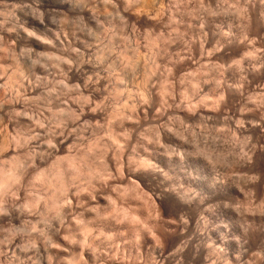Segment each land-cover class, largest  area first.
Masks as SVG:
<instances>
[{"label": "rangeland", "instance_id": "374dc122", "mask_svg": "<svg viewBox=\"0 0 264 264\" xmlns=\"http://www.w3.org/2000/svg\"><path fill=\"white\" fill-rule=\"evenodd\" d=\"M13 1L14 0H0V3H3L4 5L3 7V5L0 4L2 5L0 6V11H2L0 14L5 13V11L10 12L11 14L14 4ZM223 1L224 0H129V3H131L128 4L127 0H108L106 2L108 5H106V3H98L96 0H93L92 2L90 1L91 3L89 2V9L91 10L90 18L83 17L81 19L73 18L69 21L66 20V23L64 24L65 29H63L66 33L63 32L62 34L60 32L61 36H59L61 38L58 37L60 40L57 37L58 40L54 38L57 42H60H58L59 45L52 38V35H47V40L49 41H45L46 36L43 34L44 32H35V39L37 40L33 37V39H31V41L29 39L28 42H26L28 38L24 36L25 38L22 39L24 41L21 40L14 48L8 45L7 38H5V40L3 39L5 45H2L3 41H0V56L2 57H0V75L2 77L4 75L2 80V83H4L2 84V91H4V94H7L9 97H5V100L3 99L5 107L0 111V121H2L0 123V156H2L0 157V175L2 172H7L8 170H12V172L15 171L17 176L20 175L17 177V179L19 178L20 180L17 185L12 183L13 185L11 184L5 188V190H7L12 187L9 196L6 198V214L0 215V218L2 219H0V237H4L3 239L0 238V241H10L12 244L10 246L11 248L8 249L9 251L5 247L3 248L4 242L0 244V264H49L48 261H50V264H212V261L213 264L214 261L215 264H264V226H261L259 223L261 220H264V0H225L224 3ZM12 2L13 4H11ZM142 2L146 3L144 4ZM99 4H101V6ZM111 6H113V8ZM137 6L141 8H138ZM145 9H147L146 12ZM133 10L135 12H133ZM8 14L9 13L4 16L6 19L10 16V14ZM11 16L7 19L8 21L10 20V22L12 21ZM156 16L159 20L156 18L155 21ZM5 18L3 19L2 16L0 22H2L1 20H6ZM171 18L174 19L172 20ZM7 20L5 21L6 24L8 22ZM11 23L9 25H11ZM70 23L72 25L69 26L71 30L68 27ZM8 24L6 25L7 28L10 27ZM248 25L250 27H248ZM231 28L233 30H231ZM206 31L208 32L205 33ZM36 33L41 36H37ZM43 37L45 40H43ZM64 37L68 39H65ZM223 38L224 40L222 41L221 39ZM61 40H65V42ZM30 42L33 43L31 44ZM51 42H53L52 45ZM41 43L42 45L39 46ZM62 43L63 46L61 48ZM130 45L132 47H130ZM97 51L98 53H96ZM130 51L133 54H131ZM49 52L55 53L57 57H48L47 53ZM135 53L137 58H134L135 56H133ZM124 54H126L125 57L121 58L120 56H123ZM137 54L139 56H137ZM190 56H192V58ZM138 57H140V60H137L139 59ZM245 58H249L248 62ZM134 59L137 61L135 64ZM130 60L133 61L131 62L132 65L128 63ZM119 61H121L122 65H120ZM233 61L236 64L232 63ZM101 63L104 64L102 65ZM77 65L82 66L78 67ZM120 66L124 67L120 68ZM130 66H132L133 69L132 67L129 68ZM70 67L73 70H80L81 74L79 73V77L81 78H68L66 74L68 75L72 71ZM227 67L230 68L228 69ZM117 68H120V71L117 70ZM134 68L137 69L134 70ZM68 69L71 71H68ZM111 69H113V71ZM230 69L231 72L229 71ZM91 70L94 71L92 72ZM153 70L155 71L153 72ZM20 71L22 72L20 73ZM20 74L24 76L23 79H21L22 76H20ZM116 74H119L118 77L120 78H118ZM88 75H92V79L89 78ZM145 76L147 78H145ZM98 77L99 79H96ZM66 78H68V80ZM114 78H116L115 80L117 81H114ZM30 79H32V81ZM88 79L89 81L86 83V80ZM118 79L122 80L119 81ZM147 79H149V82ZM21 80L25 81L26 84ZM5 83L8 84L6 85ZM37 83H40V85ZM228 83H231L232 86ZM12 84H14L13 87L11 86ZM36 84L37 86H35ZM86 84L87 87H85ZM4 87H7V89ZM25 88L28 90V93L29 90L33 88V96L32 94L30 96L26 94L27 90H25ZM212 88H215V90ZM98 89L101 91H98ZM106 89H109L108 92ZM194 90L195 93L193 92ZM143 91L144 93H142ZM145 93L150 94L146 95ZM21 94L23 96H21ZM163 94L166 95L163 96ZM206 94L208 96H205ZM27 95L29 96V100H27ZM89 95H91V97ZM202 96L205 99H201ZM51 97L54 100L51 99ZM35 98H37V100ZM149 98L150 100H148ZM18 100H24L22 104L24 107L15 106ZM72 103L74 104L72 105ZM102 103H104V105ZM162 103L165 104L162 105ZM218 104L220 107H218ZM100 105L103 109L100 108ZM95 108L97 109L95 110ZM70 109L74 110L71 111ZM84 110L87 112H84ZM125 111L128 112L126 113ZM157 111L161 112L158 114ZM214 111L218 112L215 113ZM253 111H255V113ZM25 112L27 116L24 114ZM76 115L79 119L75 117ZM112 116L114 119L110 120L113 118ZM180 116L183 117L181 118ZM28 117L30 118L28 119ZM71 117L74 118L71 119ZM36 120L38 122H36ZM239 120L241 121L240 123ZM66 124L69 125L67 126ZM6 127L8 128L7 130ZM240 129L243 131L241 130V132ZM1 131L3 132L1 133ZM194 131L196 133H194ZM172 133L174 134L172 135ZM18 134L19 136H17ZM54 135H57L58 137H55ZM120 135L123 136L121 137ZM190 135L195 136L192 137ZM38 136H40L41 140ZM48 136L49 138H47ZM65 138H68L69 140L66 139V142H64ZM3 140L4 142H2ZM61 141H63L62 145L65 148L60 146ZM95 142L99 143V145L97 144V146ZM125 142L128 143L126 144ZM24 143H27V146H25ZM90 143L93 145L95 144L94 146H97V149L91 150V147H95H93L92 144L90 146ZM15 145L19 146L16 148ZM53 145L54 148H57L58 146L59 148L54 149ZM105 147L107 148L105 149ZM108 148L110 150H107ZM198 148L200 150H198ZM37 150L40 152L38 153ZM174 150L175 152H172ZM90 152L95 153L91 154ZM49 153H51L50 156ZM68 154H70V156H66ZM75 154L78 156L76 157ZM168 154H170L171 158ZM119 155L120 159L118 157ZM85 156L88 158L86 159L88 161H85ZM103 156L106 157V159ZM75 157L79 159L77 160ZM72 158L77 164H75V168L69 164ZM32 160L35 163L32 162ZM102 160L104 161L103 163ZM145 161L148 162L146 167L141 165ZM56 162L60 164L58 165ZM86 162H88V164H86ZM93 164H95V166ZM204 164L206 166H204ZM96 165L98 166V171ZM128 165L129 168L127 167ZM26 166L27 168L25 169ZM52 166H58L56 167V170L57 168H61V170L63 169L65 171H63L67 177V184L65 186L68 185L66 188H69L66 191L65 187L64 190L60 189L59 191L55 186H52V189L50 185L41 181L43 180V178L41 179L42 175H50V173L53 172L52 170L55 168L52 169ZM152 166L154 168H152ZM15 167L19 168V170H15ZM78 167L80 168L78 169ZM34 168H36V170ZM70 169H73L71 170L72 172ZM80 169L82 171H80ZM86 169L91 170L87 171ZM74 170L79 171H77L78 175L80 173L78 177H76L77 172H74ZM110 173L114 175L111 176ZM119 173L124 179L121 178ZM134 173H137L139 176L137 174L133 175ZM35 178L36 180L37 178H40V180H37L36 182ZM131 178L135 183L133 180L131 181ZM217 178L219 179L217 180ZM107 179H109V181ZM32 180H34V182ZM207 186L209 187L207 188ZM167 188L169 191L166 190ZM55 191H57L58 194ZM65 192H67V195H65ZM62 195L63 198H66L61 199ZM185 195H187V197ZM180 199L184 201V204L182 200V203L179 202ZM13 202L16 207L12 206ZM53 202H55L56 206L52 204ZM62 202L64 203V206L62 205ZM23 204H30L29 206L36 204L38 211L37 208H34L33 213L35 214H33L27 212V209L22 208V210L19 206ZM58 204L60 205L59 209L57 206ZM48 208L54 209L55 212H48ZM123 211L126 212L129 220L124 215L125 213L122 214ZM57 212L59 213V216L56 215ZM151 212H153V215H151ZM40 213H43L45 217H48L50 227L45 228V224L39 222L42 219ZM129 213L132 214V217L129 216ZM28 214L31 215L29 216ZM8 215L11 216V218ZM51 217L56 218L52 219ZM62 219L63 222H61ZM238 220L257 222L256 226L250 233V238H248L246 242L241 241L240 244L229 239L232 233L240 231L237 227ZM150 222H152V224ZM26 223L36 225L38 228L44 230L46 235L41 236L39 233H33L32 236H15L17 239L11 235L13 229L23 228ZM143 227H146V229ZM214 232L220 237H223V243L213 240ZM49 234L53 236H50ZM46 237L51 238L53 244L49 245ZM9 238H12L13 240H10ZM33 240L35 241V247H33L31 243ZM52 246L56 248L54 249ZM57 247L60 249H57ZM52 248L53 250H51ZM204 260H207L208 262L202 263L201 261Z\"/></svg>", "mask_w": 264, "mask_h": 264}, {"label": "bare ground", "instance_id": "6f19581e", "mask_svg": "<svg viewBox=\"0 0 264 264\" xmlns=\"http://www.w3.org/2000/svg\"><path fill=\"white\" fill-rule=\"evenodd\" d=\"M92 2L93 0H14L13 2H14V4H13V2L11 3V4H13V10H12V12H11V14H10V12H6L5 10V13L7 14V13H9L10 14V16H11V19H12V23L10 22V20L8 21L7 19L10 17V16H8L7 17V19L4 17L6 14L5 13H3V14H0V18L2 19V16H3V19L5 18L8 22H7V24L10 22L11 23V25H9L10 27L9 28H7V24H6V20H1L2 22H0V41H3V39L5 40V38H7V40H8V45L10 46V47H12V48H14L15 47V45H17L18 43H20V41L22 40V39H24L25 37L26 38H28V40L26 41V42H28L29 41V39H30V41H31V39H33V37H34V39H35V32H44L43 34L46 36V40H45V36L43 37L44 39L43 40H45V41H49V40H47L48 38H47V35H52V38L54 39V38H61L60 36V32L63 34V29H65V23H66V20H70V19H73V18H83V17H88V18H90L91 16V10L89 9V2ZM98 3H106L108 0H96ZM113 1V0H112ZM128 2V4H130L129 3V0H127ZM132 1V0H131ZM144 1V0H143ZM148 1V0H147ZM164 1V0H163ZM204 1V0H203ZM209 1V0H208ZM225 1V0H224ZM224 1H223V3H224ZM2 2V1H1ZM90 2V3H91ZM138 2V1H137ZM158 2V1H157ZM263 2V1H262ZM119 3V2H118ZM124 3V2H123ZM136 3V2H135ZM140 3H141V1H140ZM142 3H144V2H142ZM146 3V2H145ZM144 3V4H145ZM164 3V2H163ZM169 3V2H168ZM0 4H2L3 5V3H0ZM112 4H113V2H112ZM111 4V5H112ZM138 4V3H137ZM136 4V5H137ZM158 4V3H157ZM156 4V5H157ZM162 4V3H161ZM219 4H221V3H219ZM2 5H0V6H2ZM100 6H101V4H99ZM106 5H108L107 3H106ZM122 5V4H121ZM134 5V4H133ZM139 5V4H138ZM142 5V4H141ZM151 5V4H150ZM154 5V4H153ZM160 5V4H159ZM158 5V6H159ZM203 5V4H202ZM205 5V4H204ZM91 6V5H90ZM103 6V5H102ZM105 6V5H104ZM114 6V5H113ZM113 6H111L112 8H113ZM115 6H117V5H115ZM135 6V5H134ZM144 6V5H143ZM175 6V5H174ZM210 6V5H209ZM251 6V5H250ZM3 7H4V5H3ZM107 7V6H106ZM110 7V8H111ZM130 7V6H129ZM138 8H141V7H139V6H137ZM136 7V8H137ZM164 7V6H163ZM162 7V8H163ZM211 7V6H210ZM226 7V6H225ZM263 7V6H262ZM133 8V7H132ZM202 8V7H201ZM213 8V7H212ZM4 9V8H3ZM92 9V8H91ZM103 9V8H102ZM107 9V8H106ZM124 9V8H123ZM149 9H151V8H149ZM226 9V8H225ZM249 9V8H248ZM96 10V9H95ZM146 10L147 9H145V12H146ZM208 10V9H207ZM221 10V9H220ZM3 11V12H4ZM99 11V10H98ZM127 11V10H126ZM159 11V10H158ZM161 11V10H160ZM175 11V10H174ZM209 11V10H208ZM249 11H250V9H249ZM1 13H2V11H0ZM93 12V11H92ZM133 12H135L134 10H133ZM190 12V11H189ZM200 12V11H199ZM211 12V11H210ZM210 12H209V14H210ZM213 12V11H212ZM261 12V11H260ZM263 12V11H262ZM98 13V12H97ZM96 13V14H97ZM149 13V12H148ZM166 13V12H165ZM173 13V12H172ZM171 13V14H172ZM193 13V12H192ZM231 13V12H230ZM5 14V15H4ZM8 14V15H9ZM99 14V13H98ZM117 14V13H116ZM123 14H124V12H123ZM136 14V13H135ZM143 14V13H142ZM156 14H158V13H156ZM155 14V15H156ZM220 14V13H219ZM132 15H133V13H132ZM137 15V14H136ZM141 15V14H140ZM190 15V14H189ZM188 15V16H189ZM205 15V14H204ZM212 15V14H211ZM222 15V14H221ZM221 15H219V16H221ZM262 15V14H261ZM90 16V17H89ZM92 16H93V14H92ZM138 16H139V14H138ZM161 16H163V15H161ZM174 16H175V14H174ZM176 16H177V14H176ZM216 16V15H215ZM218 16V15H217ZM251 16V15H250ZM195 17V16H194ZM261 17V16H260ZM99 18V17H98ZM154 18V17H153ZM156 18H157V16L155 17V21H156ZM164 18V17H163ZM96 19V18H95ZM128 19V18H127ZM149 19V18H148ZM158 19V18H157ZM172 19V18H171ZM170 19V20H171ZM174 19V18H173ZM172 19V20H173ZM201 19V18H200ZM229 19H230V16H229ZM133 20V19H132ZM159 20V19H158ZM198 20V19H197ZM205 20V19H204ZM204 20H202V21H204ZM210 20V19H209ZM218 20V19H217ZM252 20V19H251ZM65 21V22H64ZM220 21V20H219ZM222 21V20H221ZM226 21H228V20H226ZM78 22V21H77ZM96 22V21H95ZM101 22V21H100ZM122 22V21H121ZM120 22V23H121ZM206 22V21H205ZM242 22V21H241ZM251 22V21H250ZM76 23V22H75ZM124 23V22H123ZM130 23V22H129ZM135 23V22H134ZM202 23V22H201ZM216 23V22H215ZM218 23V22H217ZM248 23V22H247ZM253 23V22H252ZM264 23V22H263ZM95 24V23H94ZM119 24V23H118ZM128 24V23H127ZM126 24V25H127ZM158 24V23H157ZM171 24V23H170ZM223 24V23H222ZM136 25V24H135ZM140 25V24H139ZM188 25H190V24H188ZM231 25V24H230ZM69 26H72L71 25V23H70V25H68V27ZM96 26V25H95ZM123 26V25H122ZM121 26V27H122ZM128 26V25H127ZM126 26V27H127ZM168 26V25H167ZM166 26V27H167ZM221 26V25H220ZM219 26V27H220ZM229 26V25H228ZM233 26V25H232ZM135 27V26H134ZM134 27H132V28H134ZM195 27V26H194ZM205 27V26H204ZM248 27H250L249 25H248ZM99 28V27H98ZM125 28V27H124ZM170 28V27H169ZM186 28V27H185ZM69 29H70V27H69ZM68 29V30H69ZM136 29V28H135ZM154 29V28H153ZM197 29V28H196ZM229 29V28H228ZM250 29V28H249ZM71 30V29H70ZM126 30V29H125ZM129 30V29H128ZM231 30H233L232 28H231ZM66 31H67V29H66ZM127 31V30H126ZM214 31V30H213ZM225 31V30H224ZM223 31V32H224ZM229 31V30H228ZM227 31V32H228ZM243 31V30H242ZM47 34H46V33ZM139 32V31H138ZM173 32V31H172ZM208 31H206L205 33H207ZM226 32V31H225ZM230 32V31H229ZM234 32V31H233ZM64 33H66V32H64ZM134 33V32H133ZM140 33V32H139ZM231 33V32H230ZM131 34V33H130ZM179 34V33H178ZM193 34V33H192ZM202 34V33H201ZM220 34V33H219ZM224 34H226V33H224ZM224 34H222V35H224ZM36 35H37V33H36ZM38 35H40V34H38ZM37 35V36H38ZM60 35V36H59ZM75 35V34H74ZM119 35V34H118ZM208 35V34H207ZM232 35V34H231ZM25 36V37H24ZM41 36V35H40ZM64 36H65V34H64ZM121 36V35H120ZM135 36V35H134ZM204 36V35H203ZM249 36V35H248ZM68 37V36H67ZM115 37V36H114ZM148 37V36H147ZM168 37V36H167ZM226 37V36H225ZM224 37V38H225ZM229 37H231V36H229ZM247 37V36H246ZM51 38V37H50ZM51 38V39H52ZM56 38V40H58ZM65 39H68V38H66V37H64ZM134 38V37H133ZM151 38V37H150ZM161 38V37H160ZM221 38V37H220ZM224 38L223 39H221L222 41L224 40ZM40 39H41V37H40ZM139 39V38H138ZM137 39V40H138ZM176 39V38H175ZM199 39H200V37H199ZM235 39V38H234ZM35 40H37V39H35ZM34 40V41H35ZM42 40V39H41ZM55 40V39H54ZM55 40V41H56ZM60 40V39H59ZM185 40V39H184ZM220 40V41H221ZM226 40H227V38H226ZM231 40V39H230ZM22 41H24V40H22ZM33 41V40H32ZM51 41V40H50ZM53 41V40H52ZM55 41H53V42H55ZM61 41H63V42H65V40H61ZM152 41V40H151ZM154 41V40H153ZM166 41V40H165ZM180 41V40H179ZM201 41H203V40H201ZM219 41V42H220ZM232 41V40H231ZM41 42V41H40ZM43 42V41H42ZM53 42H51V45H52V43ZM57 42V41H56ZM59 42V41H58ZM57 42V44L59 45V43ZM69 42H70V40H69ZM74 42V41H73ZM114 42V41H113ZM149 42V41H148ZM155 42V41H154ZM167 42V41H166ZM195 42V41H194ZM218 42V43H219ZM31 43V42H30ZM33 43V42H32ZM31 43V44H32ZM47 43V42H46ZM151 43V42H150ZM157 43V42H156ZM183 43V42H182ZM197 43V42H196ZM201 43V42H200ZM203 43V42H202ZM221 43V42H220ZM227 43V42H226ZM232 43V42H231ZM234 43V42H233ZM4 44V41H3V43H2V45ZM44 44V43H43ZM48 44V43H47ZM46 44V45H47ZM55 44V43H54ZM65 44V43H64ZM68 44V43H67ZM70 44V43H69ZM222 44V43H221ZM228 44H229V42H228ZM5 45V44H4ZM25 45V44H24ZM40 45H42V43L41 44H39V46ZM49 45V44H48ZM178 45H180V44H178ZM232 45V44H231ZM250 45V44H249ZM32 46V45H31ZM45 46V45H44ZM62 46H63V43H62V45H61V48H62ZM155 46V45H154ZM205 46V45H204ZM203 46V47H204ZM1 47H4V46H1ZM8 47V46H7ZM47 47V46H46ZM46 47H44V48H46ZM49 47V46H48ZM52 47V46H51ZM58 47V46H57ZM82 47V46H81ZM103 47V46H102ZM122 47V46H121ZM130 47H132L131 45H130ZM159 47V46H158ZM171 47V46H170ZM185 47H186V45H185ZM184 47V48H185ZM206 47V46H205ZM216 47H217V45H216ZM251 47V46H250ZM6 48V47H5ZM23 48V47H22ZM53 48H55V47H53ZM65 48V47H64ZM106 48V47H105ZM137 48V47H136ZM147 48V47H146ZM190 48V47H189ZM231 48V47H230ZM16 49V48H15ZM21 49V48H20ZM32 49H34V48H32ZM47 49V48H46ZM49 49V48H48ZM56 49V48H55ZM88 49V48H87ZM89 49H90V47H89ZM175 49V48H174ZM10 50V49H9ZM52 50V49H51ZM54 50V49H53ZM103 50H105V49H103ZM108 50H109V48H108ZM176 50V49H175ZM181 50V49H180ZM191 50V49H190ZM189 50V51H190ZM193 50V49H192ZM34 51V50H33ZM55 51V50H54ZM53 51V52H54ZM90 51V50H89ZM101 51V50H100ZM124 51V50H123ZM134 51V50H133ZM138 51V50H137ZM147 51V50H146ZM162 51V50H161ZM169 51V50H168ZM188 51V50H187ZM186 51V52H187ZM204 51V50H203ZM208 51V50H207ZM231 51V50H230ZM251 51V50H250ZM2 52H3V50H2ZM6 52V51H5ZM14 52V51H13ZM17 52V51H16ZM53 52H49V53H47V56L48 57H50V58H54V57H57V55L55 54V53H53ZM56 52H57V50H56ZM109 52H111V51H109ZM122 52V51H121ZM120 52V53H121ZM128 52V51H127ZM192 52V51H191ZM212 52V51H211ZM220 52V51H219ZM218 52V53H219ZM96 53H98V51L96 52ZM107 53V52H106ZM124 53H125V51H124ZM130 53L131 54H133L131 51H130ZM180 53V52H179ZM193 53V52H192ZM203 53V52H202ZM209 53V52H208ZM215 53V52H214ZM229 53V52H228ZM249 53V52H248ZM247 53V54H248ZM2 54V53H1ZM8 54V53H7ZM84 54V53H83ZM100 54V53H99ZM122 54H123V52H122ZM178 54V53H177ZM181 54V53H180ZM180 54H179V56H180ZM211 54V53H210ZM209 54V55H210ZM250 54V53H249ZM14 55V54H13ZM20 55V54H19ZM63 55V54H62ZM78 55V54H77ZM125 55L126 54H124L123 56L121 55L120 57L122 58H124L125 57ZM128 55V54H127ZM136 55V53L133 55V56H135ZM213 55V54H212ZM252 55V54H251ZM18 56V55H17ZM86 56V55H85ZM93 56V55H92ZM97 56V55H96ZM101 56H103V55H101ZM105 56H107V55H105ZM129 56H130V54H129ZM137 56H139L138 54H137ZM142 56V55H141ZM140 56V57H141ZM178 56V55H177ZM250 56V55H249ZM1 57V56H0ZM8 57V56H7ZM131 57V56H130ZM140 57H138L139 59H137V60H140ZM144 57V56H143ZM191 58H192V56H190ZM194 57V56H193ZM202 57V56H201ZM208 57V56H207ZM246 57V56H245ZM252 57V56H251ZM2 58V57H1ZM10 58H13V57H10ZM9 58V59H10ZM19 58V57H18ZM95 58V57H94ZM97 58V57H96ZM134 58H137L136 56L134 57ZM210 58V57H209ZM126 59V58H125ZM144 59H145V57H144ZM181 59V58H180ZM185 59H186V57H185ZM245 59H247V62H248V59L249 58H245ZM11 60V59H10ZM19 60V59H18ZM30 60V59H29ZM49 60H51V59H49ZM54 60H56V59H54ZM104 60V59H103ZM113 60V59H112ZM120 60V59H119ZM123 60V59H122ZM133 60V59H132ZM132 60H130V61H128V63H130V65H132V63L131 62H133ZM142 60V59H141ZM172 60V59H171ZM174 60V59H173ZM192 60V59H191ZM7 61V60H6ZM52 61V60H51ZM50 61V62H51ZM76 61V60H75ZM83 61V60H82ZM95 61V60H94ZM101 61H102V59H101ZM125 61V60H124ZM182 61V60H181ZM199 61H201V60H199ZM5 62V61H4ZM9 62V61H8ZM11 62V61H10ZM19 62V61H18ZM90 62V61H89ZM116 62H118V61H116ZM174 62V61H173ZM179 62V61H178ZM183 62V61H182ZM207 62V61H206ZM238 62H240V61H238ZM243 62V61H242ZM241 62V63H242ZM54 63V62H53ZM83 63H84V61H83ZM99 63V62H98ZM119 63H120V65H122L121 64V61H119ZM135 63H137V61H135V59H134V64ZM142 63V62H141ZM170 63V62H169ZM180 63V62H179ZM209 63V62H208ZM232 63H235L234 61L232 62ZM240 63V64H241ZM246 63V62H245ZM12 64V63H11ZM31 64V63H30ZM56 64V63H55ZM80 64V63H79ZM97 64V63H96ZM95 64V65H96ZM102 65L104 64V63H101ZM107 64V63H106ZM114 64H115V62H114ZM154 64V63H153ZM236 64V63H235ZM235 64H234V66H235ZM244 64V63H243ZM10 65V64H9ZM8 65V66H9ZM91 65V64H90ZM102 65H100V66H102ZM110 65V64H109ZM138 65H139V63H138ZM172 65V64H171ZM170 65V66H171ZM202 65V64H201ZM239 65V64H238ZM245 65V64H244ZM243 65V66H244ZM256 65V64H255ZM254 65V66H255ZM2 66V65H1ZM7 66V65H6ZM12 66V65H11ZM28 66V65H27ZM78 66V65H77ZM79 66H82V65H79ZM78 66V67H79ZM126 66H127V64H126ZM156 66V65H155ZM154 66V67H155ZM204 66H205V64H204ZM230 66V65H229ZM37 67V66H36ZM92 67V66H91ZM118 67V66H117ZM121 67H124V66H120V68ZM132 66H130L129 68H131ZM149 67V66H148ZM153 67V66H152ZM237 67V66H236ZM4 68V67H3ZM7 68V67H6ZM102 68V67H101ZM109 68V67H108ZM113 68H114V66H113ZM119 68V69H120ZM126 68V67H125ZM128 68V67H127ZM150 68V67H149ZM175 68V67H174ZM228 68V67H227ZM230 68V67H229ZM228 68V69H229ZM5 69V68H4ZM19 69V68H18ZM32 69V68H31ZM60 69V68H59ZM70 69H71V67H70ZM96 69V68H95ZM118 68H117V70H119ZM132 69H133V67H132ZM137 69V68H136ZM135 68H134V70H136ZM156 69V68H155ZM167 69V68H166ZM231 69H233V68H231ZM231 69L229 70L230 72H231ZM36 70V69H35ZM72 70V71H71ZM71 70H69L68 69V71H71L68 75L66 74V76L68 77V78H72V77H78V78H81V77H79V75L81 74L80 73V70H73V69H71ZM83 70V69H82ZM88 70V69H87ZM112 71H113V69H111ZM116 70V69H115ZM124 70V69H123ZM157 70V69H156ZM244 70V69H243ZM7 71H8V69H7ZM15 71V70H14ZM89 71V70H88ZM92 71V70H91ZM94 71V70H93ZM92 71V72H93ZM100 71V70H99ZM98 71V72H99ZM103 71V70H102ZM108 71V70H107ZM120 71V70H119ZM125 71V70H124ZM155 70H153V72H154ZM172 71V70H171ZM17 72V71H16ZM22 71H20V73H21ZM62 72V71H61ZM84 72H86V71H84ZM104 72H106V71H104ZM130 72V71H129ZM166 72V71H165ZM227 72H228V70H227ZM14 73V72H13ZM80 73V74H79ZM95 73V72H94ZM108 73V72H107ZM120 73V72H119ZM147 73V72H146ZM150 73V72H149ZM149 73H148V75H149ZM172 73V72H171ZM188 73V72H187ZM15 74V73H14ZM17 74H18V72H17ZM32 74V73H31ZM101 74V73H100ZM121 74V73H120ZM153 74V73H152ZM229 74V73H228ZM19 75V74H18ZM18 75H16V76H18ZM109 75V74H108ZM107 75V76H108ZM117 75V77H118V75L119 74H116ZM145 75V74H144ZM151 75V74H150ZM156 75V74H155ZM165 75V74H164ZM233 75V74H232ZM6 76V75H5ZM12 76V75H11ZM20 76H22L21 74H20ZM30 76V75H29ZM89 76V75H88ZM92 76V75H91ZM91 76H89V78H91ZM99 76V75H98ZM147 76V75H146ZM145 76V78H147ZM162 76V75H161ZM235 76V75H234ZM3 77H4V75H3ZM3 77L0 75V111H2V109L5 107V102H4V100H5V97H8V95L7 94H4V91H2L3 90V88H2V84H4V83H2V80H3ZM10 77V76H9ZM19 77V76H18ZM23 77L24 76H22V78L21 79H23ZM32 77V76H31ZM34 77V76H33ZM124 77V76H123ZM170 77V76H169ZM233 77V76H232ZM12 78V77H11ZM28 78V77H27ZM68 78H66L67 80H68ZM103 78V77H102ZM101 78V79H102ZM105 78V77H104ZM118 78H120V77H118ZM131 78V77H130ZM175 78V77H174ZM13 79H15V78H13ZM18 79V78H17ZM25 79V78H24ZM92 79V78H91ZM96 79H99V77L98 78H96ZM107 79H108V77H107ZM116 78H114V81H117V80H115ZM150 79V78H149ZM149 79H147L148 80V82H149ZM10 80V79H9ZM31 81H32V79H30ZM40 80V79H39ZM119 80V79H118ZM122 80V79H121ZM121 80H119V81H121ZM151 80V79H150ZM21 81H23V80H21ZM30 81V82H31ZM70 81V80H69ZM87 81H89V79L88 80H86V83H87ZM92 81V80H91ZM130 81V80H129ZM162 81V80H161ZM164 81H165V79H164ZM167 81H168V79H167ZM166 81V82H167ZM10 82H11V80H10ZM17 82V81H16ZM18 82H19V80H18ZM24 83H25V81H23ZM42 82V81H41ZM100 82V81H99ZM144 82V81H143ZM146 82V81H145ZM166 82H164V83H166ZM201 82V81H200ZM199 82V83H200ZM203 82V81H202ZM223 82V81H222ZM236 82H237V80H236ZM12 83V82H11ZM20 83V82H19ZM47 83V82H46ZM109 83V82H108ZM171 83V82H170ZM191 83V82H190ZM197 83V82H196ZM195 83V84H196ZM6 84V83H5ZM8 84V83H7ZM6 84V85H7ZM17 84V83H16ZM22 84V83H21ZM26 84V83H25ZM24 84V85H25ZM38 84V83H37ZM37 84L35 85V86H37ZM82 84V83H81ZM92 84H93V82H92ZM121 84V83H120ZM149 84V83H148ZM168 84V83H167ZM195 84H193V85H195ZM228 84H230L231 85V83H228ZM13 85L14 84H12L11 86L13 87ZM23 85V84H22ZM38 85H40V83L38 84ZM98 85V84H97ZM117 85V84H116ZM164 85V84H163ZM198 85V84H197ZM214 85V84H213ZM227 85V84H226ZM229 85V86H230ZM10 86V85H9ZM121 86V85H120ZM132 86V85H131ZM166 86V85H165ZM179 86V85H178ZM201 86V85H200ZM199 86V87H200ZM232 86V85H231ZM8 87V86H7ZM7 87H4L5 89H7ZM11 87V88H12ZM15 87V86H14ZM18 87V86H17ZM23 87V86H22ZM46 87V86H45ZM77 87V86H76ZM84 87V86H83ZM85 87H87V84L85 85ZM106 87V86H105ZM164 87V86H163ZM162 87V88H163ZM175 87H176V85H175ZM194 87V86H193ZM214 87V86H213ZM264 87V86H263ZM20 88V87H19ZM40 88V87H39ZM73 88V87H72ZM88 88H89V86H88ZM87 88V89H88ZM108 88V87H107ZM114 88V87H113ZM120 88V87H119ZM167 88V87H166ZM218 88V87H217ZM220 88V87H219ZM105 89V88H104ZM112 89V88H111ZM117 89V88H116ZM191 89V88H190ZM212 89H214L215 90V88H212ZM235 89V88H234ZM239 89V88H238ZM18 90V89H17ZM25 90H27L26 88H25ZM80 90V89H79ZM95 90H96V88H95ZM108 90L109 89H106V91L108 92ZM118 90H120V89H118ZM118 90H116L117 92H119ZM149 90V89H148ZM147 90V91H148ZM152 90V89H151ZM196 90V89H195ZM195 90L193 91L194 93H195ZM211 90V89H210ZM213 90V91H214ZM15 91V90H14ZM87 91V90H86ZM98 91H101V90H99L98 89ZM105 91V92H106ZM115 91V92H116ZM146 91V92H147ZM188 91V90H187ZM9 92V91H8ZM13 92V91H12ZM11 92V93H12ZM27 93L26 94H28L29 96L33 93V88L32 89H30L29 90V93H28V90L26 91ZM44 92V91H43ZM46 92V91H45ZM94 92V91H93ZM97 92V91H96ZM95 92V93H96ZM116 92V93H117ZM198 92V91H197ZM200 92V91H199ZM24 93V92H23ZM82 93V92H81ZM113 93V92H112ZM142 93H144V91L142 92ZM166 93V92H165ZM185 93V92H184ZM226 93V92H225ZM99 94V93H98ZM108 94V93H107ZM123 94V93H122ZM133 94V93H132ZM146 94V93H145ZM148 94V93H147ZM146 94V95H147ZM150 94V93H149ZM148 94V95H149ZM209 94V93H208ZM237 94H239V93H237ZM6 95V96H5ZM17 95V94H16ZM27 95V96H28ZM39 95V94H38ZM113 95V94H112ZM118 95V94H117ZM164 95H166V94H163V96ZM185 95V94H184ZM199 95H200V93H199ZM224 95V94H223ZM21 96H23L22 94H21ZM29 96H28V99L27 100H29ZM32 96H33V94H32ZM49 96V95H48ZM65 96V95H64ZM90 97H91V95H89ZM115 96V95H114ZM119 96V95H118ZM162 96V97H163ZM172 96V95H171ZM170 96V97H171ZM205 96H208L207 94L205 95ZM50 97V96H49ZM97 97V96H96ZM146 97V96H145ZM144 97V98H145ZM150 97V96H149ZM9 98V97H8ZM117 98V97H116ZM116 98H114V99H116ZM119 98H121V97H119ZM136 98V97H135ZM144 98H142V99H144ZM202 98H204L203 96L201 97V99ZM225 98V97H224ZM223 98V99H224ZM4 99V100H3ZM17 99V98H16ZM23 99V98H22ZM36 100H37V98H35ZM51 99H53L52 97H51ZM87 99V98H86ZM162 99H164V98H162ZM167 99V98H166ZM205 99V98H204ZM203 99V100H204ZM218 99V98H217ZM219 99H220V96H219ZM218 99V100H219ZM26 100V101H27ZM54 100V99H53ZM72 100V99H71ZM105 100V99H104ZM117 100V99H116ZM148 100H150V98L148 99ZM171 100V99H170ZM182 100V99H181ZM8 101V100H7ZM75 101V100H74ZM106 101V100H105ZM130 101V100H129ZM139 101V100H138ZM177 101V100H176ZM12 102V101H11ZM14 102V101H13ZM23 102H24V100H18L17 102H16V105L15 106H17V107H21L22 106V104H23ZM37 102V101H36ZM73 102V101H72ZM82 102V101H81ZM80 102V103H81ZM104 102V101H103ZM137 102V101H136ZM147 102H149V101H147ZM146 102V103H147ZM153 102V101H152ZM166 102V101H165ZM190 102V101H189ZM226 102V101H225ZM31 103V102H30ZM52 103V102H51ZM78 103V102H77ZM97 103V102H96ZM122 103V102H121ZM145 103V102H144ZM150 103V102H149ZM215 103V102H214ZM9 104H10V101H9ZM12 104V103H11ZM26 104V103H25ZM74 103H72V105H73ZM98 104V103H97ZM103 105H104V103H102ZM101 104V105H102ZM107 104V103H106ZM114 104V103H113ZM134 104V103H133ZM161 104V103H160ZM163 104H165V103H162V105ZM174 104V103H173ZM222 104V103H221ZM220 104V105H221ZM28 105V104H27ZM36 105V104H35ZM70 105V104H69ZM79 105V104H78ZM85 105V104H84ZM101 105H100V108H102L103 107V105H102V107H101ZM125 105V104H124ZM129 105V104H128ZM142 105V104H141ZM167 105V104H166ZM187 105V104H186ZM186 105H185V107H186ZM188 105L190 106V104L188 103ZM192 105V104H191ZM202 105V104H201ZM31 106V105H30ZM29 106V107H30ZM89 106H90V104H89ZM99 106V105H98ZM108 106V105H107ZM146 106V105H145ZM149 106H151V105H149ZM172 106V105H171ZM170 106V107H171ZM198 106V105H197ZM22 107H24V106H22ZM74 107V106H73ZM82 107V106H81ZM97 107V106H96ZM109 107V106H108ZM115 107V106H114ZM121 107H122V104H121ZM129 107V106H128ZM133 107V106H132ZM131 107V108H132ZM165 107V106H164ZM177 107V106H176ZM179 107H180V105H179ZM218 107H220L219 106V104H218ZM37 108V107H36ZM39 108V107H38ZM51 108V107H50ZM127 108V107H126ZM137 108V107H136ZM178 108V107H177ZM197 108V107H196ZM201 108V107H200ZM214 108V107H213ZM10 109V108H9ZM65 109H67V108H65ZM81 109H83V108H81ZM84 109H86V108H84ZM97 108H95V110H96ZM103 109V108H102ZM124 109H125V107H124ZM128 109V108H127ZM126 109V110H127ZM135 109V108H134ZM140 109V108H139ZM160 109V108H159ZM158 109V110H159ZM175 109V108H174ZM188 109V108H187ZM198 109V108H197ZM17 110V109H16ZM28 110V109H27ZM55 110V109H54ZM71 110V109H70ZM72 110H74V109H72ZM71 110V111H72ZM105 110V109H104ZM122 110V109H121ZM128 110H130V109H128ZM167 110H168V108H167ZM183 110H185V109H183ZM189 110V109H188ZM196 110V109H195ZM219 110H220V108H219ZM241 110H242V108H241ZM13 111H14V108H13ZM70 111V112H71ZM75 111H76V109H75ZM86 110H84V112H85ZM92 111V110H91ZM98 111V110H97ZM109 111V110H108ZM114 111V110H113ZM113 111H111V112H113ZM147 111V110H146ZM171 111V110H170ZM206 111V110H205ZM9 112V111H8ZM20 112V111H19ZM35 112V111H34ZM39 112V111H38ZM83 112V113H84ZM87 112V111H86ZM95 112V111H94ZM119 112V111H118ZM122 112V111H121ZM126 112V111H125ZM128 112V111H127ZM126 112V113H127ZM131 112V111H130ZM136 112L138 113V111L136 110ZM158 112V111H157ZM159 112H161V111H159ZM159 112H158V114H159ZM167 112V111H166ZM185 112V111H184ZM198 112V111H197ZM215 113H217L216 111H214ZM226 112V111H225ZM224 112V113H225ZM252 112V111H251ZM254 113H255V111H253ZM14 113V112H13ZM17 113V112H16ZM73 113V112H72ZM91 113V112H90ZM104 113H106V112H104ZM114 113V112H113ZM117 113V112H116ZM140 113V112H139ZM241 113V112H240ZM12 114V113H11ZM25 115H26V112L24 113ZM23 114V115H24ZM38 114V113H37ZM55 114V113H54ZM122 114V113H121ZM120 114V115H121ZM228 114V113H227ZM24 115V116H25ZM30 115V114H29ZM70 115V114H69ZM72 115H74V114H72ZM71 115V116H72ZM79 115V114H78ZM113 116H115L114 114H112ZM117 115V114H116ZM134 115V114H133ZM133 115H132V117H133ZM23 116V117H24ZM27 116V115H26ZM59 116V115H58ZM112 116V117H113ZM123 116H125V115H123ZM161 116H162V114H161ZM19 117V116H18ZM33 117V116H32ZM44 117V116H43ZM51 117V116H50ZM75 117H77V115L75 116ZM82 117V116H81ZM80 117V118H81ZM118 117V116H117ZM117 117H116V119H117ZM121 117V116H120ZM119 117V118H120ZM137 117V116H136ZM175 117V116H174ZM178 117V116H177ZM181 117V116H180ZM183 117V116H182ZM181 117V118H182ZM4 118V117H3ZM6 118V117H5ZM11 118V117H10ZM30 117H28V119H29ZM72 118H74V117H71V119ZM124 118V117H123ZM179 118V117H178ZM227 118V117H226ZM264 118V117H263ZM262 118V119H263ZM43 119V118H42ZM77 119H79V117H77ZM112 119H114V117L113 118H111L110 120H112ZM173 119V118H172ZM200 119V118H199ZM206 119V118H205ZM212 119V118H211ZM217 119V118H216ZM224 119V118H223ZM4 120V119H3ZM66 120V119H65ZM74 120V119H73ZM81 120V119H80ZM129 120V119H128ZM155 120H157V119H155ZM197 120V119H196ZM227 120V119H226ZM240 120H241V118H240ZM239 120V123L241 122ZM264 120V119H263ZM22 121V120H21ZM60 121V120H59ZM63 121V120H62ZM124 121V120H123ZM180 121H181V119H180ZM210 121V120H209ZM235 121V120H234ZM2 121H0V123H1ZM34 122V121H33ZM36 122H38L37 120H36ZM71 122V121H70ZM110 122V121H109ZM116 122V121H115ZM130 122V121H129ZM133 122V121H132ZM183 122V121H182ZM186 122V121H185ZM189 122V121H188ZM217 122V121H216ZM233 122V121H232ZM247 122V121H246ZM256 122V121H255ZM31 123V122H30ZM35 123V122H34ZM112 123V122H111ZM122 123V122H121ZM120 123V124H121ZM126 123V122H125ZM179 123V122H178ZM208 123V122H207ZM59 124V123H58ZM70 124V123H69ZM68 124V125H69ZM74 124V123H73ZM113 124V123H112ZM124 124V123H123ZM136 124H139V123H136ZM136 124H134V125H136ZM219 124V123H218ZM261 124V123H260ZM3 125V124H2ZM7 125V124H6ZM28 125V124H27ZM30 125H33V124H30ZM37 125V124H36ZM67 125V124H66ZM67 125V126H68ZM183 125V124H182ZM202 125V124H201ZM200 125V126H201ZM229 125V124H228ZM246 125V124H245ZM4 126V125H3ZM113 126V125H112ZM168 126V125H167ZM208 126V125H207ZM241 126V125H240ZM254 126V125H253ZM256 126V125H255ZM258 126H260V125H258ZM263 126V125H262ZM29 127V126H28ZM37 127V126H36ZM62 127V126H61ZM139 127V126H138ZM170 127V126H169ZM172 127V126H171ZM174 127V126H173ZM181 127V126H180ZM179 127V128H180ZM242 127H243V125H242ZM257 127V126H256ZM15 128V127H14ZM45 128V127H44ZM49 128V127H48ZM66 128H68V127H66ZM129 128H131V127H129ZM137 128V127H136ZM135 128V129H136ZM210 128V127H209ZM8 128L6 127V130H7ZM22 129V128H21ZM41 129V128H40ZM167 129V128H166ZM170 129V128H169ZM184 129V128H183ZM200 129V128H199ZM206 129V128H205ZM10 130V129H9ZM31 130V129H30ZM127 130V129H126ZM125 130V131H126ZM134 130V129H133ZM146 130V129H145ZM149 130V129H148ZM159 130H161V129H159ZM177 130V129H176ZM185 130V129H184ZM193 130V129H192ZM196 130V129H195ZM201 130V129H200ZM199 130V131H200ZM208 130V129H207ZM242 129H240V131H241ZM16 131V130H15ZM38 131V130H37ZM73 131V130H72ZM164 131V130H163ZM174 131V130H173ZM181 131V130H180ZM198 131V130H197ZM205 131V130H204ZM243 131V130H242ZM241 131V132H242ZM3 131H1V133H2ZM51 132H53V131H51ZM58 132V131H57ZM74 132V131H73ZM111 132V131H110ZM109 132V133H110ZM127 132V131H126ZM125 132V133H126ZM160 132V131H159ZM170 132V131H169ZM22 133V132H21ZM26 133V132H25ZM37 133V132H36ZM155 133V132H154ZM158 133V132H157ZM165 133V132H164ZM192 133V132H191ZM194 133H196L195 131H194ZM201 133H202V131H201ZM20 134V133H19ZM19 134L17 135V136H19ZM50 134H53V133H50ZM64 134V133H63ZM62 134V135H63ZM72 134V133H71ZM128 134V133H127ZM174 133H172V135H173ZM189 134V133H188ZM188 134H187V136H188ZM8 135V134H7ZM13 135V134H12ZM73 135V134H72ZM126 135V134H125ZM129 135V134H128ZM151 135V134H150ZM210 135V134H209ZM14 136V135H13ZM21 136V135H20ZM55 136V135H54ZM57 136V135H56ZM55 136V137H56ZM121 137L123 136V135H120ZM160 136V135H159ZM162 136V135H161ZM170 136V135H169ZM190 136H192V135H190ZM195 135H193L192 137H194ZM9 137V136H8ZM22 137V136H21ZM24 137V136H23ZM39 137V139H40V136H38ZM46 137V136H45ZM51 137V136H50ZM58 137V136H57ZM61 137V136H60ZM114 137V136H113ZM126 137V136H125ZM175 137V136H174ZM212 137V136H211ZM1 138V137H0ZM5 138V137H4ZM10 138V137H9ZM47 138H49V136L47 137ZM47 138H46V140H47ZM69 138V137H68ZM68 138H65L64 139V142H66L65 140L66 139H68ZM100 138V137H99ZM115 138V137H114ZM119 138V137H118ZM38 139V140H39ZM56 139V138H55ZM117 139V138H116ZM127 139V138H126ZM125 139V140H126ZM158 139V138H157ZM211 139V138H210ZM6 140V139H5ZM15 140V139H14ZM13 140V141H14ZM24 140V139H23ZM37 140V141H38ZM41 140V139H40ZM51 140H53V139H51ZM69 140V139H68ZM96 140V139H95ZM101 140V139H100ZM128 140V139H127ZM155 140V139H154ZM182 140V139H181ZM180 140V141H181ZM21 141V140H20ZM25 141V140H24ZM48 141V140H47ZM97 141V140H96ZM115 141V140H114ZM119 141H120V139H119ZM129 141H130V139H129ZM163 141V140H162ZM2 142H4V140L2 141ZM15 142V141H14ZM18 142H19V140H18ZM22 142V141H21ZM29 142V141H28ZM45 142V141H44ZM62 142L63 141H61L60 143H61V145L60 146H63L62 145ZM91 142V141H90ZM117 142H118V140H117ZM116 142V143H117ZM122 142V141H121ZM124 142V141H123ZM150 142V141H149ZM153 142V141H152ZM158 142H159V140H158ZM166 142V141H165ZM175 142H176V140H175ZM20 143V142H19ZM96 143V142H95ZM119 143V142H118ZM126 143V142H125ZM125 143H124V145H125ZM128 143V142H127ZM126 143V144H127ZM155 143V142H154ZM25 144V146H27L26 144L27 143H24ZM23 144V145H24ZM76 144V143H75ZM79 144V143H78ZM91 144L92 143H90V146H91ZM99 145V143H96V145ZM123 144V143H122ZM156 144V143H155ZM176 144H178V143H176ZM187 144V143H186ZM189 144V143H188ZM208 144V143H207ZM22 145V146H23ZM29 145V144H28ZM57 145V144H56ZM66 145V144H65ZM93 145V144H92ZM95 145V144H94ZM93 145V147H95V148H90L91 150L92 149H97L96 147L98 146H94ZM129 145V144H128ZM127 145V146H128ZM178 145H180V144H178ZM5 146V145H4ZM16 146V145H15ZM19 146V145H18ZM18 146H16V148L18 147ZM52 146V145H51ZM70 146V145H69ZM73 146V145H72ZM106 146V145H105ZM113 146V145H112ZM121 147H123L122 145H120ZM126 146V145H125ZM124 146V147H125ZM167 146V145H166ZM181 146V145H180ZM188 146V145H187ZM186 146V147H187ZM208 146V145H207ZM214 146V145H213ZM10 147V146H9ZM24 147V146H23ZM37 147V146H36ZM44 147H45V145H44ZM43 147V148H44ZM64 147V146H63ZM71 147V146H70ZM70 147H68V148H70ZM75 147V146H74ZM103 147V146H102ZM129 147V146H128ZM194 147V146H193ZM7 148V147H6ZM15 148V149H16ZM29 148V147H28ZM38 148V147H37ZM40 148V147H39ZM43 148H42V152H43ZM46 148V147H45ZM51 148V147H50ZM53 148H54V145H53ZM59 148V146L57 147V148H54V149H58ZM65 148V147H64ZM99 148V147H98ZM107 147H105V149H106ZM164 148V147H163ZM170 148V147H169ZM168 148V149H169ZM195 148V147H194ZM194 148H193V150H194ZM205 148H206V146H205ZM23 149V148H22ZM21 149V150H22ZM60 149H61V147H60ZM71 149V148H70ZM102 149V148H101ZM128 149H130V148H128ZM165 149V148H164ZM172 149V148H171ZM185 149V148H184ZM191 149V148H190ZM203 149V148H202ZM2 150V149H1ZM4 150H5V148H4ZM7 150V149H6ZM17 150V149H16ZM15 150V151H16ZM20 150V149H19ZM29 150V149H28ZM33 150H35V149H33ZM39 150H41V149H39ZM82 150V149H81ZM107 150H110L109 148L107 149ZM118 150V149H117ZM120 150V149H119ZM157 150V149H156ZM198 150H200L199 148H198ZM204 150V149H203ZM53 151H55V150H53ZM69 151H71V150H69ZM68 151V152H69ZM123 151V150H122ZM169 151V150H168ZM4 152H7V151H4ZM37 152H38V150H37ZM40 152V151H39ZM38 152V153H39ZM48 152V151H47ZM103 152V151H102ZM170 152V151H169ZM172 152H175V150L174 151H172ZM184 152H185V150H184ZM191 152V151H190ZM37 153V154H38ZM91 154L92 153H95V152H90ZM108 153V152H107ZM120 153H122V152H120ZM156 153V152H155ZM36 154V153H35ZM50 154L51 153H49V156H50ZM78 154V153H77ZM88 154V153H87ZM153 154V153H152ZM181 154V153H180ZM188 154V153H187ZM198 154V153H197ZM252 154V153H251ZM32 155V154H31ZM44 155V154H43ZM103 155V154H102ZM123 155V154H122ZM169 155V157H170V154H168ZM42 156V155H41ZM66 156H70V154H68V155H66ZM75 156H76V154H75ZM78 156V155H77ZM76 156V157H77ZM108 156V155H107ZM116 156V155H115ZM114 156V157H115ZM160 156V155H159ZM173 156H174V154H173ZM0 157H2V156H0ZM40 157V156H39ZM75 157V158H76ZM102 157V156H101ZM100 157V158H101ZM104 157V156H103ZM119 157V159H120V155L118 156ZM152 157V156H151ZM154 157V156H153ZM165 157V156H164ZM168 157V156H167ZM175 157V156H174ZM187 157V156H186ZM191 157V156H190ZM192 157H193V155H192ZM191 157V158H192ZM249 157V156H248ZM18 158V157H17ZM42 158V157H41ZM57 158H58V156H57ZM63 158H65V157H63ZM62 158V159H63ZM105 159H106V157H104ZM147 158V157H146ZM161 158V157H160ZM171 158V157H170ZM189 158V157H188ZM187 158V159H188ZM194 158H196V157H194ZM251 158V157H250ZM249 158V159H250ZM21 159V158H20ZM35 159V158H34ZM37 159V158H36ZM49 159V158H48ZM77 159V158H76ZM79 159V158H78ZM77 159V160H78ZM82 159H83V157H82ZM81 159V160H82ZM85 161H88V160H86V159H88L86 156H85ZM99 159V158H98ZM115 159H116V157H115ZM148 159V158H147ZM155 159H156V157H155ZM181 159V158H180ZM190 159V158H189ZM203 159H205V158H203ZM17 160V159H16ZM51 160V159H50ZM61 160V159H60ZM65 160H67V159H65ZM132 160V159H131ZM134 160V159H133ZM145 160V159H144ZM161 160H162V158H161ZM165 160V159H164ZM172 160H173V157H172ZM184 160V159H183ZM206 160H208V159H206ZM205 160V161H206ZM245 160V159H244ZM93 161V160H92ZM97 161V160H96ZM96 161H95V163H96ZM107 161V160H106ZM149 161V160H148ZM170 161V160H169ZM204 161V162H205ZM232 161V160H231ZM248 161V160H247ZM2 162V161H1ZM21 162V161H20ZM32 162H34L33 160H32ZM32 162H31V165H32ZM78 162V161H77ZM80 162V161H79ZM82 162H84V161H82ZM101 162V161H100ZM104 161L102 160V163H103ZM117 162V161H116ZM167 162H168V160H167ZM166 162V163H167ZM176 162V161H175ZM179 162V161H178ZM181 162V161H180ZM207 162V161H206ZM246 162V161H245ZM18 163V162H17ZM25 163V162H24ZM28 163V162H27ZM35 163V162H34ZM85 163V162H84ZM106 163V162H105ZM104 163V164H105ZM131 163V162H130ZM156 163V162H155ZM169 163V162H168ZM171 163V162H170ZM182 163V162H181ZM198 163V162H197ZM200 163V162H199ZM202 163V162H201ZM209 163V162H208ZM244 163V162H243ZM41 164H42V162H41ZM44 164V163H43ZM56 164H58V162H56ZM60 164V163H59ZM58 164V165H59ZM69 164L71 165V166H73L74 168H75V161H74V159L72 158L71 160H70V162H69ZM80 164V163H79ZM78 164V165H79ZM86 164H88V162H86ZM91 164V163H90ZM109 164V163H108ZM129 164V163H128ZM151 164H153V163H151ZM156 164H158V163H156ZM9 165H11V164H9ZM64 165V164H63ZM69 165V166H70ZM77 165V164H76ZM81 165V164H80ZM85 165V164H84ZM94 166H95V164H93ZM92 165V166H93ZM142 166H145L146 167V165H148V162L147 161H145V162H143L142 164H141ZM150 165V164H149ZM208 165V164H207ZM1 166V165H0ZM16 166H17V164H16ZM41 166V165H40ZM81 166H83V165H81ZM88 166V165H87ZM90 166V165H89ZM158 166V165H157ZM199 166V165H198ZM204 166H206L205 164H204ZM36 167H38V166H36ZM56 167H58V166H55V167H53L52 166V169L53 168H55L54 170H56ZM96 167H97V171L99 170L98 169V166L96 165ZM109 167H111V166H109ZM121 167V166H120ZM120 167H118V168H120ZM128 168H129V165L127 166ZM156 167V166H155ZM162 167V166H161ZM186 167V166H185ZM200 167V166H199ZM16 169L15 170H19V168H17V167H15ZM24 168V167H23ZM27 168V166L25 167V169ZM80 167H78V169H79ZM83 168V167H82ZM90 168H92V167H90ZM101 168H103V167H101ZM101 168H100V171H101ZM123 168V167H122ZM149 168V167H148ZM152 168H154L153 166H152ZM151 168V169H152ZM159 168V167H158ZM178 168V167H177ZM195 168V167H194ZM201 168H202V166H201ZM205 168H207V167H205ZM215 168V167H214ZM1 169V168H0ZM11 169H12V167H11ZM14 169V168H13ZM21 169V168H20ZM35 170H36V168H34ZM84 169V168H83ZM95 169V168H94ZM93 169V170H94ZM145 169V168H144ZM147 169V168H146ZM192 169V168H191ZM31 170V169H30ZM45 170V169H44ZM54 170H52L53 172H51L50 173V175H42L41 173H39L40 175H42V177H41V179L43 178V180H41V181H43V182H45V183H47V185H50V187L53 189V187L52 186H55L56 188H58L59 189V191H60V189H63L64 190V187H65V191L67 190V189H69V188H66V187H68V185L67 186H65L66 184H67V177H66V175L64 174V170L62 169L61 170V168H57V170L56 171H54ZM66 170H68V169H66ZM71 170H73V169H70V171ZM87 170V169H86ZM89 170V169H88ZM87 170V171H88ZM91 170V169H90ZM89 170V171H90ZM107 170V169H106ZM109 170V169H108ZM120 170V169H119ZM122 170V169H121ZM149 170V169H148ZM172 170V169H171ZM180 170H182V169H180ZM202 170V169H201ZM7 171V170H6ZM9 171V170H8ZM2 172L1 173V175H0V187H2L3 189H5V188H7L8 186H10L12 183H14V181L15 180H17V177H19V176H17V173L15 172V171H13L12 172V170H10L9 172ZM32 171V170H31ZM64 171V172H63ZM70 171H69V173H70ZM77 172L78 170H74V172ZM80 171H82L81 169H80ZM96 171V172H97ZM123 171V170H122ZM154 171V170H153ZM162 171V170H161ZM179 171V170H178ZM204 171V170H203ZM18 172V171H17ZM41 172V171H40ZM72 172V171H71ZM79 172V171H78ZM78 172H77V176L76 177H78L79 175H80V173H79V175H78ZM83 172H84V170H83ZM118 172H120V171H118ZM144 172H145V170H144ZM167 172V171H166ZM200 172V171H199ZM202 172V171H201ZM212 172V171H211ZM23 173V172H22ZM87 173V172H86ZM85 173V174H86ZM89 173V172H88ZM172 173H173V171H172ZM181 173V172H180ZM203 173V172H202ZM215 173V172H214ZM19 174V173H18ZM43 174H44V172H43ZM82 174V173H81ZM97 174V173H96ZM111 174V176H113L114 174H112V173H110ZM124 174V173H123ZM137 173H134L133 175H136ZM151 174V173H150ZM161 174V173H160ZM167 174V173H166ZM169 174H171V173H169ZM197 174H198V172H197ZM201 174V173H200ZM205 174V173H204ZM208 174V173H207ZM29 175V174H28ZM73 175H76V174H73ZM84 175V174H83ZM119 175H120V173H119ZM138 175V174H137ZM168 175V174H167ZM176 175H177V172H176ZM212 175H213V173H212ZM27 176V175H26ZM44 176V177H43ZM100 176V175H99ZM121 176V175H120ZM139 176V175H138ZM153 176V175H152ZM164 176V175H163ZM192 176V175H191ZM210 176V175H209ZM216 176V175H215ZM23 177V176H22ZM39 177V176H38ZM70 177V176H69ZM81 177H82V175H81ZM81 177H80V180H81ZM123 176H121V178H122ZM165 177V176H164ZM168 177V176H167ZM170 177V176H169ZM183 177V176H182ZM196 177V176H195ZM207 177V176H206ZM212 177V176H211ZM21 178V177H20ZM25 178V177H24ZM75 178V177H74ZM74 178H72V179H74ZM85 178H86V176H85ZM120 178V177H119ZM193 178V177H192ZM204 178V177H203ZM71 179V178H70ZM76 179V178H75ZM79 179V178H78ZM87 179V178H86ZM122 179H124V178H122ZM166 179V178H165ZM179 179H181V178H179ZM196 179V178H195ZM200 179V178H199ZM219 178H217V180H218ZM37 180H40V178L38 179L37 178ZM37 180H36V178H35V181L37 182ZM108 181H109V179H107ZM113 180V179H112ZM133 179L131 178V181H132ZM162 180V179H161ZM171 180V179H170ZM175 180H176V178H175ZM33 182H34V180H32ZM107 181V182H108ZM167 181V180H166ZM179 181V180H178ZM188 181H189V179H188ZM203 181H204V179H203ZM211 181H213V180H211ZM23 182V181H22ZM35 182V183H36ZM83 182H84V180H83ZM122 182V181H121ZM133 182L135 183V181L133 180ZM210 182V181H209ZM214 182H216V181H214ZM220 182V181H219ZM41 183V182H40ZM44 183V184H45ZM109 183V182H108ZM164 183V182H163ZM167 183V182H166ZM202 183V182H201ZM224 183V182H223ZM83 184V183H82ZM100 184V183H99ZM129 184V183H128ZM131 184V183H130ZM138 184H139V182H138ZM149 184V183H148ZM191 184V183H190ZM217 184V183H216ZM13 185V184H12ZM17 185V184H16ZM70 185V184H69ZM140 185V184H139ZM164 185V184H163ZM220 185H221V183H220ZM110 186V185H109ZM112 186V185H111ZM134 186V185H133ZM213 186V185H212ZM216 186V185H215ZM214 186V187H215ZM49 187V188H50ZM73 187V186H72ZM80 187V186H79ZM120 187V186H119ZM160 187V186H159ZM200 187V186H199ZM209 186H207V188H208ZM12 188V187H11ZM10 188V189H11ZM14 188V187H13ZM45 188V187H44ZM49 188H48V190H49ZM135 188H138V187H135ZM211 188V187H210ZM213 188V187H212ZM217 188V187H216ZM228 188V187H227ZM9 189V188H8ZM31 189V188H30ZM57 189V190H58ZM131 189V188H130ZM174 189V188H173ZM127 190V189H126ZM134 190V189H133ZM166 190H168L169 191V189L167 188ZM202 190V189H201ZM212 190V189H211ZM220 190H221V188H220ZM52 191V190H51ZM58 191V192H59ZM80 191V190H79ZM167 191V192H168ZM178 191V190H177ZM186 191V190H185ZM56 193H57V191H55ZM68 192V191H67ZM67 192H65V195H67ZM70 192V191H69ZM147 192V191H146ZM198 192V191H197ZM203 192V191H202ZM209 192V191H208ZM216 192V191H215ZM237 192V191H236ZM97 193V192H96ZM119 193V192H118ZM192 193V192H191ZM58 194V193H57ZM60 194V193H59ZM127 194V193H126ZM174 194V193H173ZM178 194V193H177ZM185 194V193H184ZM215 194H217V193H215ZM69 195V194H68ZM73 195V194H72ZM94 195H96V194H94ZM123 195V194H122ZM131 195V194H130ZM136 195H138V194H136ZM146 195V194H145ZM226 195V194H225ZM40 196V195H39ZM61 196V195H60ZM100 196V195H99ZM111 196V195H110ZM147 196V195H146ZM149 196V195H148ZM176 196V195H175ZM186 197H187V195H185ZM197 196V195H196ZM56 197H57V195H56ZM94 197V196H93ZM124 197H125V195H124ZM137 197H139V196H137ZM151 197V196H150ZM158 197V196H157ZM185 197V198H186ZM205 197V196H204ZM217 197V196H216ZM36 198H38V197H36ZM41 198H44V197H41ZM52 198V197H51ZM54 198H55V196H54ZM60 198V197H59ZM64 198H66V197H64ZM63 198V195H62V198L61 199H64ZM69 198H71V197H69ZM147 198V197H146ZM159 198H160V196H159ZM190 198V197H189ZM193 198V197H192ZM196 198V197H195ZM12 199V198H11ZM19 199V198H18ZM38 199H40V198H38ZM48 199V198H47ZM57 199V198H56ZM76 199V198H75ZM79 199V198H78ZM95 199V198H94ZM106 199V198H105ZM110 199V198H109ZM111 199H112V197H111ZM110 199V200H111ZM148 199V198H147ZM210 199H211V197H210ZM52 200V199H51ZM53 200H55V199H53ZM70 200V199H69ZM113 200V199H112ZM127 200V199H126ZM150 200V199H149ZM182 199H180L179 200V202H181L182 203V201H181ZM55 201H57V200H55ZM58 201H60V200H58ZM106 201V200H105ZM148 201V200H147ZM203 201V200H202ZM201 201V202H202ZM205 201V200H204ZM218 201V200H217ZM38 202V201H37ZM45 202H47V201H45ZM64 202V201H63ZM62 202V203H63ZM70 202V201H69ZM107 202V201H106ZM105 202V203H106ZM110 202V201H109ZM108 202V203H109ZM115 202V201H114ZM124 202V201H123ZM130 202V201H129ZM151 202V201H150ZM60 203V202H59ZM68 203V202H67ZM73 203V202H72ZM103 203V202H102ZM104 203V204H105ZM126 203V202H125ZM180 203V204H181ZM203 203V202H202ZM52 204H54L55 205V202H53ZM115 204H117V203H115ZM153 204V203H152ZM183 204H184V201H183ZM30 205V204H29ZM36 205V204H35ZM39 205V204H38ZM46 205V204H45ZM53 205V206H54ZM63 206H64V203L62 204ZM61 205V206H62ZM65 205H66V202H65ZM68 205V204H67ZM80 205H82V204H80ZM147 205V204H146ZM150 205V204H149ZM191 205V204H190ZM56 206V205H55ZM58 206V209H59V207H60V205L58 204L57 205ZM157 206V205H156ZM155 206V207H156ZM48 207V206H47ZM84 207V206H83ZM118 207V206H117ZM124 207V206H123ZM123 207H121V208H123ZM183 207V206H182ZM18 208V207H17ZM57 208V207H56ZM55 208V209H56ZM65 208V207H64ZM68 208V207H67ZM78 208V207H77ZM76 208V209H77ZM98 208V207H97ZM105 208V207H104ZM120 208V207H119ZM209 208V207H208ZM215 208V207H214ZM8 209V208H7ZM22 209V208H21ZM90 209H92V208H90ZM18 210V209H17ZM23 210V209H22ZM61 210H64V209H61ZM84 210V209H83ZM104 210V209H103ZM107 210V209H106ZM157 210V209H156ZM208 210V209H207ZM212 210V209H211ZM11 211V210H10ZM10 211H9V213H10ZM77 211V210H76ZM91 211V210H90ZM95 211V210H94ZM93 211V212H94ZM125 211H126V209H125ZM150 211V210H149ZM152 211V210H151ZM206 211V210H205ZM209 211V210H208ZM20 212H23V211H20ZM26 212V211H25ZM27 212H29V211H27ZM27 212H26V214H27ZM55 212V211H54ZM92 212V211H91ZM129 212V211H128ZM157 212H158V210H157ZM198 212V211H197ZM5 213H6V211H5ZM71 213V212H70ZM72 213H73V211H72ZM76 213V212H75ZM89 213V212H88ZM115 213V212H114ZM125 213V214H124ZM138 213V212H137ZM152 214L151 215H153V212H151ZM161 213V212H160ZM63 214H65V213H63ZM117 214V213H116ZM116 214H114V215H116ZM119 214V213H118ZM122 214H124L125 216H126V218L128 217L127 215H126V212H124L123 211V213ZM130 214V213H129ZM135 214V213H134ZM150 214V213H149ZM157 214V213H156ZM186 214V213H185ZM11 215H12V213H11ZM29 215V214H28ZM31 215V214H30ZM29 215V216H30ZM74 215V214H73ZM73 215H71V216H73ZM132 214H130L129 216H131ZM210 215H212V214H210ZM9 216V215H8ZM21 216H22V213H21ZM24 216V215H23ZM26 216V215H25ZM63 216V215H62ZM67 216V215H66ZM117 216V215H116ZM118 216H121V215H118ZM138 216H139V214H138ZM141 216V215H140ZM157 216V215H156ZM204 216V215H203ZM1 217V216H0ZM6 217V216H5ZM10 218H11V216H9ZM97 217V216H96ZM132 217V216H131ZM135 217V216H134ZM144 217V216H143ZM142 217V218H143ZM149 217H150V215H149ZM155 217V216H154ZM184 217V216H183ZM3 218V217H2ZM19 218H21V217H19ZM65 218V217H64ZM63 218V219H64ZM72 218V217H71ZM110 218V217H109ZM108 218V219H109ZM125 218V217H124ZM138 218V217H137ZM136 218V219H137ZM158 218V217H157ZM186 218H188V217H186ZM1 219V218H0ZM9 219V218H8ZM14 219H16V218H14ZM63 219H62V221L61 222H63ZM117 219V218H116ZM128 220H129V218H127ZM135 219V218H134ZM139 219V218H138ZM138 219H137V221H138ZM150 219V218H149ZM148 219V220H149ZM152 219V218H151ZM154 219V218H153ZM183 219V218H182ZM204 219H206V218H204ZM2 220V219H1ZM132 220V219H131ZM154 220H156V219H154ZM158 220V219H157ZM189 220V219H188ZM6 221V220H5ZM8 221V220H7ZM51 221V220H50ZM135 221V220H134ZM142 221V220H141ZM187 221V220H186ZM185 221V222H186ZM204 221H206V220H204ZM25 222V221H24ZM23 222V223H24ZM53 222V221H52ZM71 222H73V221H71ZM74 222L76 223V221L74 220ZM78 222V221H77ZM129 222V221H128ZM184 222V221H183ZM116 223V222H115ZM121 223V222H120ZM130 223H131V221H130ZM133 223V222H132ZM140 223H142V222H140ZM139 223V224H140ZM151 224H152V222H150ZM26 224H28V223H26ZM32 224V223H31ZM64 224V223H63ZM68 224V223H67ZM70 224V223H69ZM155 224V223H154ZM175 224V223H174ZM173 224V225H174ZM52 225V224H51ZM61 225H62V223H61ZM133 225V224H132ZM131 225V226H132ZM177 225H179V224H177ZM188 225H190V224H188ZM197 225V224H196ZM5 226V225H4ZM68 226V225H67ZM205 226V225H204ZM69 227V226H68ZM189 227V226H188ZM198 227V226H197ZM65 228H66V226H65ZM80 228V227H79ZM116 228V227H115ZM144 228V227H143ZM142 228V229H143ZM151 228V227H150ZM154 228V227H153ZM156 228V227H155ZM158 228V227H157ZM70 229V228H69ZM71 229H72V227H71ZM78 229V228H77ZM144 229H146V227L144 228ZM219 229V228H218ZM2 230H4V229H2ZM12 230V229H11ZM57 230V229H56ZM84 230V229H83ZM199 230V229H198ZM54 231V230H53ZM154 231V230H153ZM203 231H204V229H203ZM217 231V230H216ZM209 232V231H208ZM211 232V231H210ZM1 233V232H0ZM10 233V232H9ZM12 233V232H11ZM53 233V232H52ZM51 233V234H52ZM57 233V232H56ZM184 233V232H183ZM203 233V232H202ZM157 234V233H156ZM48 235V234H47ZM50 235V234H49ZM151 235H152V233H151ZM193 235V234H192ZM198 235V234H197ZM208 235V234H207ZM214 239L213 240H215L216 242H219V243H223V240H222V238L223 237H220L219 235H217V234H215V232H214ZM50 236H53V235H50ZM49 236V237H50ZM139 236H141V235H139ZM210 236V235H209ZM9 237V236H8ZM62 237V236H61ZM110 237V236H109ZM197 237V236H196ZM1 238V237H0ZM4 237H2L1 239H3ZM16 238V237H15ZM59 238V237H58ZM67 238V237H66ZM82 238H84V237H82ZM0 239V240H1ZM10 239V238H9ZM12 239V238H11ZM10 239V240H11ZM17 239V238H16ZM51 239V238H50ZM62 239V238H61ZM68 239V238H67ZM225 239V238H224ZM5 240H7V239H5ZM13 240V239H12ZM53 240H54V238H53ZM57 240V239H56ZM66 240V239H65ZM79 240V239H78ZM97 240V239H96ZM154 240V239H153ZM213 240H212V242H213ZM66 241H68V240H66ZM95 241V240H94ZM22 242H23V240H22ZM15 243V242H14ZM73 243V242H72ZM77 243V242H76ZM93 243V242H92ZM95 243V242H94ZM184 243V242H183ZM225 243V242H224ZM1 244V243H0ZM4 244V245H3ZM2 245H3V248L5 247L7 250L8 249H10L11 247V244L12 243H10V241L8 242V241H6V242H4ZM37 244V243H36ZM53 244V243H52ZM63 244V243H62ZM1 245V246H2ZM47 245V244H46ZM80 245V244H79ZM85 245V244H84ZM58 246H60V245H58ZM220 246V245H219ZM48 247V246H47ZM46 247V248H47ZM52 247H54V246H52ZM181 247V246H180ZM56 247H54V249H55ZM81 248V247H80ZM178 248V247H177ZM183 248V247H182ZM203 248V247H202ZM212 248H214V247H212ZM17 249V248H16ZM19 249V248H18ZM57 249H60V248H58L57 247ZM56 249V250H57ZM79 249V248H78ZM216 249V248H215ZM14 250H15V248H14ZM51 250H53V248L51 249ZM64 250H66V249H64ZM63 250V251H64ZM154 250V249H153ZM3 251V250H2ZM9 251V250H8ZM82 251V250H81ZM177 251H178V249H177ZM184 251V250H183ZM182 251V252H183ZM197 251V250H196ZM195 251V252H196ZM203 251V250H202ZM19 252V251H18ZM26 252V251H25ZM37 252V251H36ZM46 252V251H45ZM66 252V251H65ZM94 252H96V251H94ZM208 252V251H207ZM9 253V252H8ZM21 253H22V251H21ZM49 253V252H48ZM47 253V254H48ZM67 253V252H66ZM82 253H84V252H82ZM178 253V252H177ZM213 253V252H212ZM25 254V253H24ZM50 254V253H49ZM56 254V253H55ZM79 254V253H78ZM13 255H15V254H13ZM21 255V254H20ZM19 255V256H20ZM40 255V254H39ZM41 255H42V253H41ZM75 255V254H74ZM81 255V254H80ZM172 255H173V253H172ZM208 255H209V253H208ZM18 256V255H17ZM25 256V255H24ZM49 256V255H48ZM47 256V257H48ZM206 256V255H205ZM44 257V256H43ZM42 257V258H43ZM50 257V256H49ZM54 257V256H53ZM79 257V256H78ZM81 257V256H80ZM37 258V257H36ZM56 258V257H55ZM60 258V257H59ZM70 258H71V256H70ZM82 258V257H81ZM205 258H207V257H205ZM38 259H39V257H38ZM41 259V258H40ZM74 259V258H73ZM20 260V259H19ZM42 260V259H41ZM43 260H44V258H43ZM42 260V261H43ZM48 260V259H47ZM49 260H51V259H49ZM70 260V259H69ZM98 260V259H97ZM237 260V259H236ZM14 261V260H13ZM18 261V260H17ZM67 261V260H66ZM49 262V264H50V261H48ZM68 262H70V261H68ZM72 262V261H71ZM199 262V261H198ZM202 263H206V262H208L207 260L205 261H201ZM223 262V261H222ZM80 263V262H79ZM211 263V262H210ZM227 263H229V262H227ZM254 263V262H253ZM53 264V263H52ZM77 264V263H76ZM87 264V263H86ZM101 264H103V263H101ZM208 264V263H207ZM212 264H213V261H212ZM214 264H215V261H214ZM217 264V263H216ZM226 264V263H225ZM246 264V263H245ZM258 264H260V263H258Z\"/></svg>", "mask_w": 264, "mask_h": 264}, {"label": "clouds", "instance_id": "9594fccd", "mask_svg": "<svg viewBox=\"0 0 264 264\" xmlns=\"http://www.w3.org/2000/svg\"><path fill=\"white\" fill-rule=\"evenodd\" d=\"M20 182L19 178L14 182V184H18ZM11 192V189H3L2 187H0V215L6 214L5 213V204H6V198L9 196ZM13 207H16L15 203L13 202L12 204ZM20 208L23 209H27L29 211V213H33V209L37 208L36 205H32L29 206L28 204H23L19 206ZM48 212H52L54 211V209L52 208H48L47 209ZM38 211V208H37ZM35 214V213H33ZM42 219L39 221L40 223H44L45 224V228L50 227V224L48 223V217H45L43 215V213H40ZM57 216H59V213L57 212L56 214ZM52 219H55L56 217H51ZM256 221H247V220H238L237 221V227L238 229H240V231L236 232V233H232V235L229 237L230 240L236 242L237 244H240L241 241H245L250 238V233L252 232V230L254 229V227L256 226ZM261 226H264V220H261L260 222ZM33 233H39V235L41 236H45V231L38 228L36 225H32L30 223L25 224V226L23 228H17V229H13L12 231V236H32ZM223 235V234H222ZM47 243L49 245L52 244V241L49 237H46ZM2 242H6V241H0V243ZM32 246L35 247V241H31Z\"/></svg>", "mask_w": 264, "mask_h": 264}]
</instances>
